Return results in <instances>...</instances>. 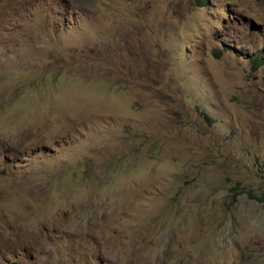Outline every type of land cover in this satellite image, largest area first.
I'll list each match as a JSON object with an SVG mask.
<instances>
[{
	"label": "rangeland",
	"instance_id": "rangeland-1",
	"mask_svg": "<svg viewBox=\"0 0 264 264\" xmlns=\"http://www.w3.org/2000/svg\"><path fill=\"white\" fill-rule=\"evenodd\" d=\"M263 195L264 0H0V264H264Z\"/></svg>",
	"mask_w": 264,
	"mask_h": 264
},
{
	"label": "clouds",
	"instance_id": "clouds-1",
	"mask_svg": "<svg viewBox=\"0 0 264 264\" xmlns=\"http://www.w3.org/2000/svg\"><path fill=\"white\" fill-rule=\"evenodd\" d=\"M199 6H202L201 4H199Z\"/></svg>",
	"mask_w": 264,
	"mask_h": 264
},
{
	"label": "trees",
	"instance_id": "trees-1",
	"mask_svg": "<svg viewBox=\"0 0 264 264\" xmlns=\"http://www.w3.org/2000/svg\"><path fill=\"white\" fill-rule=\"evenodd\" d=\"M262 197L264 198V195Z\"/></svg>",
	"mask_w": 264,
	"mask_h": 264
}]
</instances>
